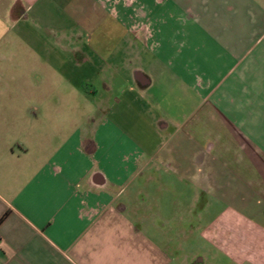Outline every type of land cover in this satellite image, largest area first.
Segmentation results:
<instances>
[{
	"label": "crops",
	"instance_id": "crops-1",
	"mask_svg": "<svg viewBox=\"0 0 264 264\" xmlns=\"http://www.w3.org/2000/svg\"><path fill=\"white\" fill-rule=\"evenodd\" d=\"M0 264H264V0H0Z\"/></svg>",
	"mask_w": 264,
	"mask_h": 264
},
{
	"label": "rangeland",
	"instance_id": "rangeland-1",
	"mask_svg": "<svg viewBox=\"0 0 264 264\" xmlns=\"http://www.w3.org/2000/svg\"><path fill=\"white\" fill-rule=\"evenodd\" d=\"M83 81V87L84 88H86V87H88V89H91V88H97V89H99V85H98V82L97 81H95V78H94V76H93V74H86V75H84L83 74V79H82Z\"/></svg>",
	"mask_w": 264,
	"mask_h": 264
}]
</instances>
